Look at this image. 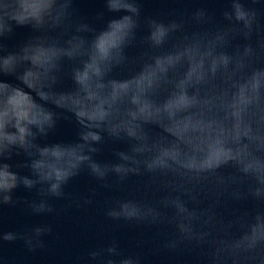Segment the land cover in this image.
Here are the masks:
<instances>
[{"label": "water", "instance_id": "obj_1", "mask_svg": "<svg viewBox=\"0 0 264 264\" xmlns=\"http://www.w3.org/2000/svg\"><path fill=\"white\" fill-rule=\"evenodd\" d=\"M6 2L10 0H0V36L15 31L7 41L11 51L0 56V134L14 143L21 134L27 140L30 134L46 129L54 114L61 117L52 133L26 145L35 154L34 165L39 171L54 176L56 171L69 170L79 155L78 135L90 139L102 134L107 142L97 156L99 160H112L115 150L134 145L142 163H161L173 174L189 177L207 173L201 197L205 206L210 199L208 189L221 177L233 176L228 166L221 168L220 176L212 175L222 162L264 166L248 149L264 127V74L245 77L246 65L218 51L215 41L203 47L194 41L180 48L179 37H173L152 54L151 64L142 68L133 61L110 76L96 74L90 61L84 60L88 78L73 89L72 81L61 71L62 64L66 66L69 59L81 63L91 37L41 34L17 50V43L31 34L26 26L43 29L44 22L29 18L38 12L32 0H24L27 11L14 8L6 12ZM246 3L260 8L264 0ZM226 5L227 0H142V11L146 16H168L175 10L190 13L205 7L215 14L216 24H222L220 12ZM74 7L89 21L105 11L103 0H75ZM113 15L120 14L106 13L105 20ZM258 23L257 32L264 31V21ZM95 27H103V22H95ZM212 27L215 25L203 29L190 26L189 30L208 31ZM139 35H144L143 26ZM141 50L142 46L132 47L128 54L135 56ZM177 67L179 72L174 71ZM113 135L122 136L125 143L112 142L109 137ZM4 143L0 141V151ZM23 160V155L13 156L9 163L15 166ZM19 171L28 174L27 169ZM18 179L0 169V190L11 188ZM12 196L20 203L0 205V234L24 233L35 227H50L52 231L40 237L44 246L34 250L21 239L0 240V264H104L111 246L117 248V254L110 257L117 264L125 256L139 257L140 264H205L206 248L163 247V241L175 233L173 225L149 227L107 216L117 201L155 203L160 198V185L146 175L102 187L82 172L65 187L63 198L48 200L54 208L51 213L32 214L23 204L26 199H38L35 189L20 187ZM235 207L229 204L220 209L221 217L229 218ZM93 251H101L103 259H92L89 254Z\"/></svg>", "mask_w": 264, "mask_h": 264}, {"label": "clouds", "instance_id": "obj_2", "mask_svg": "<svg viewBox=\"0 0 264 264\" xmlns=\"http://www.w3.org/2000/svg\"><path fill=\"white\" fill-rule=\"evenodd\" d=\"M75 0H32V7L38 9L30 19L42 20L44 28L27 25L29 37L17 43L16 49L28 43L36 35L52 38L84 37L88 54L77 64L68 60L61 71L78 88L88 78L84 71V60L96 74L110 76L122 70L128 63L137 62L145 67L153 62L152 54L163 48L173 37H179L178 47L191 45L194 41L201 47L210 40L215 41L218 51H225L234 61H242L246 67L243 75L264 74V31L257 32L259 21H264V5L260 8L249 7L246 0H227L226 7L220 12L222 24H216L215 14L205 7L193 9L190 13L175 10L168 16H146L142 11V0H103L105 11L99 12L93 21L77 14ZM24 0H10L5 3V10L23 7ZM106 13L113 15L105 20ZM103 22V27H95V22ZM215 25L208 31H190L189 27L203 29ZM143 26L144 35L139 32ZM9 32L0 36V56H7V41L13 34ZM239 40L240 43H234ZM135 56L128 54V49L141 47ZM7 64V60H5ZM234 66V65H232ZM174 71L179 72L177 67ZM84 73L81 75V73ZM264 95V89L261 90ZM59 114H54L46 129L37 130L25 139L21 134L19 142H11L6 135L0 134V141H5L0 151V169L19 177L11 188L0 190V205L16 206L20 201L14 200L12 192L20 187L36 190L38 199L24 200L23 204L32 214L51 213L53 206L49 199H61L65 196V187L70 181L79 177L82 172L102 187L112 184H123L132 176L146 175L160 185L161 196L155 203L137 201H117L109 207L107 216L115 220H123L149 227L173 225L175 233L172 238L163 241V247L176 250L185 247L206 248L205 264H264V166L253 168L243 163L226 160L213 171L212 175L220 176L221 168L228 166L233 169V176L221 177L214 187L208 189L210 199L205 206L201 204L204 194L203 183L208 174L189 177L187 174H173L167 165L143 163L137 155L134 145L127 150H115L112 160H99L102 146L107 142L104 135L88 136L82 133L76 141L79 155L76 163L64 172L44 173L34 165L35 154L29 152L26 145L41 136L52 133ZM72 118H75L74 115ZM259 119V117H257ZM0 127L3 124L0 123ZM253 127H257L254 123ZM15 131V129H5ZM112 142L125 143L122 136H110ZM249 152L264 164V127L261 134L248 145ZM23 155L24 160L13 166L9 163L13 156ZM20 169H27L28 174H21ZM85 203H90L86 200ZM229 204L236 206L229 218H222L219 210ZM50 227H35L24 233H2L0 240L15 241L21 239L34 250L43 247L40 237L50 233ZM35 240V244L33 241ZM109 258L104 264H117L110 257L117 254V248H107ZM90 257L94 260L103 259L101 251H93ZM118 264H140L139 257H122Z\"/></svg>", "mask_w": 264, "mask_h": 264}]
</instances>
